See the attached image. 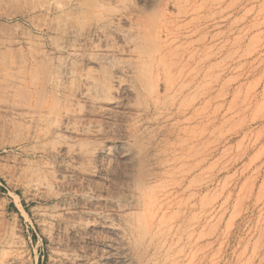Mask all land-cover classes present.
I'll list each match as a JSON object with an SVG mask.
<instances>
[{
  "label": "rangeland",
  "instance_id": "374dc122",
  "mask_svg": "<svg viewBox=\"0 0 264 264\" xmlns=\"http://www.w3.org/2000/svg\"><path fill=\"white\" fill-rule=\"evenodd\" d=\"M89 1L0 0V264H264V0Z\"/></svg>",
  "mask_w": 264,
  "mask_h": 264
},
{
  "label": "bare ground",
  "instance_id": "6f19581e",
  "mask_svg": "<svg viewBox=\"0 0 264 264\" xmlns=\"http://www.w3.org/2000/svg\"><path fill=\"white\" fill-rule=\"evenodd\" d=\"M89 1V0H88ZM77 2V1H76ZM90 2V1H89ZM120 2V1H119ZM124 2V1H123ZM208 2V1H207ZM80 3H82V1L80 2ZM98 3V2H97ZM86 6H88L87 4H85ZM90 5V4H89ZM93 5H94V3H93ZM119 5V4H118ZM80 6H82V5H80ZM84 6V5H83ZM91 6V5H90ZM176 6V5H175ZM189 6V5H188ZM116 7V6H115ZM118 7V6H117ZM186 7V6H185ZM89 8V7H88ZM103 8V6L101 7V9ZM85 10V9H84ZM106 10V9H105ZM157 11V10H156ZM176 11V10H175ZM84 12V11H83ZM117 12V11H116ZM158 12V11H157ZM87 13V12H86ZM89 13V12H88ZM87 13V14H88ZM76 14V13H75ZM79 14V13H78ZM78 14H76V18H77V16H78ZM90 14V13H89ZM125 14V13H124ZM99 15V14H98ZM97 15V16H98ZM115 15H117V14H115ZM154 15H156V12H154ZM158 15V14H157ZM154 16L155 18L156 17H158V16ZM80 16H81V13H80ZM100 16V15H99ZM182 16V15H181ZM101 17V16H100ZM154 17L153 16H151V19L153 18L154 19ZM174 17V16H173ZM193 17V16H192ZM80 18V17H79ZM87 18V17H86ZM85 18V19H86ZM114 18V15L111 13V14H108V15H103V17H101L100 19H98V20H96V23H94L92 26H91V28H92V30H94L95 32H98V31H103L104 29H106L107 27H108V25H112L111 23V20ZM176 18V17H175ZM67 19V18H66ZM78 19V18H77ZM82 19V18H81ZM80 19V20H81ZM90 19V18H89ZM94 19V18H93ZM115 19V18H114ZM117 19V18H116ZM123 19V18H122ZM134 19V18H133ZM153 19H152V22H148V23H153ZM79 20V19H78ZM83 21H84V19H82ZM88 20V19H87ZM87 20H85V21H87ZM138 20H139V17H138ZM144 20V19H143ZM150 20V19H149ZM157 20V19H156ZM165 21L163 22V23H161V25L159 26V28H157V31L156 32H154V29H155V27H156V25H157V23L155 24V26H154V29H153V26H152V29H153V33H152V39H150V38H148V39H150V40H152V41H154V44L156 43V44H161V42H162V40L163 41H165L166 43L162 46V47H160V52L157 54V51H156V55H158V57L155 59H151V60H149L148 61V64L147 63H145V65L147 64V67H149L150 65L152 66V67H154V68H156V71L158 72V75H169V73L173 70V69H175V64H174V61H173V58L175 59V57H174V53H173V48H172V45L171 44H167V41H168V39L170 38V39H172V38H174L175 37V34H176V29H175V27H176V24L174 23V24H171L170 22H168V20L167 19H164ZM67 21V20H66ZM66 21H65V23H66ZM90 21H91V19H90ZM89 21V22H90ZM93 21V20H92ZM120 21V20H119ZM125 21V20H124ZM175 21V20H174ZM115 22V21H114ZM132 22V21H131ZM137 22V21H136ZM140 22V21H139ZM156 22V21H155ZM68 23V25L70 24L69 22H67ZM66 23V24H67ZM73 23H75V22H73ZM79 23V22H78ZM84 23H86V22H84ZM91 23V22H90ZM138 23V22H137ZM141 23V22H140ZM141 24H143V22L141 23ZM76 25H77V23H76ZM116 25V24H115ZM114 24H113V26H115ZM123 25V24H122ZM149 25V24H148ZM148 25H146L145 26V29L147 30V26ZM152 25V24H151ZM151 25H149V28H151ZM74 26V25H73ZM86 26V25H85ZM89 26V25H88ZM121 26V25H120ZM111 27V26H110ZM109 27V28H110ZM122 27V26H121ZM133 27H134V25H133ZM136 27V26H135ZM138 27H140V26H138ZM147 27V28H146ZM72 28V27H71ZM86 28H87V26H86ZM113 28V27H112ZM120 28V27H119ZM118 28V29H119ZM130 28V27H129ZM193 28V27H192ZM69 29V28H68ZM89 29V28H88ZM87 29V30H88ZM121 29V28H120ZM136 29V28H135ZM142 29V28H141ZM141 29H137V32H138V35L139 34H141ZM74 30V29H73ZM86 30V29H85ZM107 30V29H106ZM106 30H104V32L106 31ZM109 30V29H108ZM143 30H144V28H143ZM69 31H70V29H69ZM102 31L100 32V33H102ZM131 31V30H130ZM135 31V30H134ZM71 34V33H70ZM91 34H93V33H91ZM150 34V33H149ZM108 35V34H107ZM114 36V35H113ZM133 36V35H132ZM151 36V35H150ZM96 37V36H95ZM104 37V36H103ZM120 37V36H119ZM146 37V36H145ZM144 37V40L146 39ZM163 37L164 38H168V39H166V40H164L163 39ZM118 38V37H117ZM116 38V39H117ZM181 38V37H180ZM95 40V39H94ZM96 40H97V38H96ZM133 40V39H132ZM91 41V40H90ZM148 41V40H147ZM103 42V41H102ZM145 42V41H144ZM134 43V42H133ZM135 43H137V42H135ZM142 43V42H141ZM150 43H151V41H150ZM92 44V43H91ZM115 44V43H114ZM156 44H155V46H156ZM163 44V43H162ZM100 45V44H99ZM132 45V44H131ZM136 45V44H135ZM135 45H133L134 46V48L135 47H138L139 45H137V46H135ZM145 45V44H144ZM151 45H152V43H151ZM109 46V45H108ZM103 47V46H102ZM148 47V46H147ZM77 48L78 47H76V49L75 50H77ZM110 48V47H109ZM144 48H146V47H144ZM150 48H153V47H150ZM155 48H158V46H156V47H154V50H156ZM137 49V48H136ZM136 49H135V51H136ZM138 49L139 50H142V49H140V47H138ZM138 50V51H139ZM146 50V49H145ZM144 50V51H145ZM137 51V52H138ZM151 51H153L152 49H151ZM175 51V50H174ZM146 53V52H145ZM145 53H144V55H145ZM151 53V52H150ZM153 53V52H152ZM176 53V52H175ZM141 54V53H140ZM155 54V53H154ZM96 55V54H95ZM143 55V54H142ZM104 56H105V54H104ZM141 56V55H140ZM149 56H151V55H149ZM111 57V56H110ZM135 57H136V55H135ZM155 57V56H154ZM178 57V56H177ZM100 58V57H99ZM105 58V57H104ZM103 58V59H104ZM138 58H139V56H138ZM143 58V57H142ZM145 58V57H144ZM178 59V58H177ZM171 61L172 62V65L171 64H168V62L167 61ZM179 61V60H178ZM106 62V61H105ZM204 62V61H203ZM103 63H104V61H103ZM139 63V62H138ZM92 64V63H91ZM111 65V64H110ZM149 65V66H148ZM129 66V65H128ZM109 69V68H108ZM107 69V70H108ZM177 69L179 70V73L182 75L183 74V72H184V68L182 67V68H180V66L178 65L177 66ZM203 70H205L204 68H203ZM110 72V71H109ZM152 72H153V70H152ZM204 72V71H203ZM153 74V73H152ZM125 75V74H124ZM150 75V74H149ZM180 75V76H181ZM93 76V75H92ZM161 77H163V76H161ZM120 78V77H119ZM151 78V77H150ZM160 78V77H159ZM164 78V77H163ZM181 78V77H180ZM98 79V78H97ZM93 80V79H92ZM100 80V79H99ZM103 81V80H102ZM110 81H112V80H110ZM100 82V81H99ZM161 82V81H160ZM169 82V81H168ZM179 83L181 82L180 80L178 81ZM102 83H104V82H102ZM171 83V82H170ZM170 83H168V84H170ZM163 84V82L161 83V85ZM166 84V83H165ZM85 85H87V84H85ZM109 86V85H108ZM165 86V85H164ZM177 86V85H176ZM166 87V86H165ZM167 87H168V85H167ZM166 87V88H167ZM87 88H89L88 86H87ZM165 88L163 87V90H164ZM84 90V89H83ZM149 90V89H148ZM171 90V89H170ZM172 90H174V89H172ZM171 90V91H172ZM116 91V90H115ZM86 92V91H85ZM94 93V92H93ZM117 93V92H116ZM165 94V93H164ZM83 95V94H82ZM88 96H90V95H88ZM157 97H161V96H157ZM156 97V98H157ZM85 98V97H84ZM163 98V97H162ZM89 99V98H88ZM157 99H159V98H157ZM174 99V98H173ZM155 102V101H154ZM150 103V102H149ZM152 106H155V108H157L156 107V105L154 104V105H152ZM76 108V107H75ZM153 108V107H152ZM159 109V108H158ZM151 110V109H150ZM154 110V109H153ZM73 111V110H72ZM155 111V110H154ZM158 111V110H157ZM155 114V113H154ZM66 117V116H65ZM67 118V117H66ZM72 118V117H71ZM75 118V117H74ZM70 121V120H69ZM71 121H73L72 119H71ZM70 123V122H69ZM72 128V127H71ZM77 128V127H76ZM69 129V128H68ZM168 148V147H167ZM82 153V152H81ZM100 156V155H99ZM172 169H170V171H171ZM163 171V170H162ZM164 175V174H163ZM163 178V177H162ZM143 185V183H141V185L140 186H142ZM142 188V187H141ZM144 189L145 188H142L141 189V197L142 198H144V200L145 201H150V202H152V204H155L156 203V200H154L153 198H151L152 196H150V195H148V193L147 192H144ZM168 189H170V188H168ZM167 189V190H168ZM175 189V188H174ZM164 192V191H163ZM166 192V191H165ZM155 195V194H154ZM159 197V196H158ZM160 198H158V200H159ZM161 200V199H160ZM144 201V202H145ZM163 201V200H162ZM159 202H161V201H159ZM149 204V203H148ZM151 204V205H152ZM157 204H160V203H158L157 202ZM150 205V204H149ZM153 211V210H152ZM152 213H154V212H152ZM158 216V215H157ZM156 225V224H155ZM140 230H142V228H140Z\"/></svg>",
  "mask_w": 264,
  "mask_h": 264
}]
</instances>
